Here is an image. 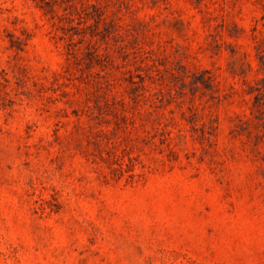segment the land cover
<instances>
[{
    "label": "rangeland",
    "instance_id": "374dc122",
    "mask_svg": "<svg viewBox=\"0 0 264 264\" xmlns=\"http://www.w3.org/2000/svg\"><path fill=\"white\" fill-rule=\"evenodd\" d=\"M0 264H264V0H0Z\"/></svg>",
    "mask_w": 264,
    "mask_h": 264
}]
</instances>
